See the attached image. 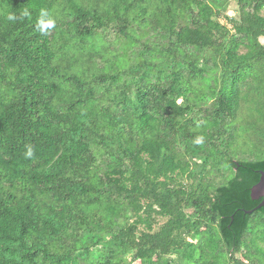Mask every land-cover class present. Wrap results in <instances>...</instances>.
Wrapping results in <instances>:
<instances>
[{
	"label": "trees",
	"instance_id": "16d2710c",
	"mask_svg": "<svg viewBox=\"0 0 264 264\" xmlns=\"http://www.w3.org/2000/svg\"><path fill=\"white\" fill-rule=\"evenodd\" d=\"M228 1L0 0V264H264V206L247 212L264 159L225 157L219 142L239 71L264 68V0H233L244 23L222 86L192 97ZM192 159L202 177L187 189ZM224 161L231 177L204 179ZM154 214L164 225L140 230Z\"/></svg>",
	"mask_w": 264,
	"mask_h": 264
},
{
	"label": "rangeland",
	"instance_id": "374dc122",
	"mask_svg": "<svg viewBox=\"0 0 264 264\" xmlns=\"http://www.w3.org/2000/svg\"><path fill=\"white\" fill-rule=\"evenodd\" d=\"M217 9L213 13V20L217 21L223 26L224 30L212 29L214 45L206 47L200 53V56L206 58L204 59V64L206 72L193 80V93L192 97H201L202 94L208 92L210 89L217 91L220 86H222L223 80L222 75L224 73V67L222 58L224 55V45L226 42L232 38L235 34V27L237 25L243 24L242 11L239 4L236 1L230 0L223 6L214 7ZM248 10V11H247ZM246 11L249 15L252 14V9L248 8ZM264 15V10L260 12ZM148 31V30H147ZM152 34L151 31H148ZM110 33V32H109ZM224 34V37L222 35ZM239 36V35H238ZM145 37L149 38V35ZM110 38L115 39L114 32L110 33ZM145 38L143 37V40ZM260 44H264V37H259L258 40ZM220 49V53L216 49ZM118 46V41H114L112 47ZM247 50L245 46H240L237 50L238 53H244ZM206 65L208 67L206 68ZM240 77L237 83L240 87V100L235 119H227V131L223 134V137L219 142H223V150H225V157H232L237 160H263L264 159V68L258 64H254L251 68H245L239 71ZM230 77L227 81L229 85ZM210 104L209 100L200 102L197 106L200 108L207 107ZM225 140V142H224ZM179 152H183L182 149L177 148ZM192 168L195 169L191 177H184L180 181L184 183L187 189H194L196 183L202 177L199 173L201 170L200 162L192 159ZM196 161V162H195ZM195 162V164H193ZM224 167L222 171H214L205 174V180L219 184L224 179L232 176V171L229 169L227 162L224 161ZM222 166H220L221 168ZM201 175V176H200ZM191 211L190 209L187 212ZM140 215L144 216L141 212ZM136 216L132 214L130 221H134ZM166 217L153 215L150 221H142L138 228L140 230H147L150 232L158 231L162 225H164ZM151 225L148 229L147 226ZM216 226V224H215ZM250 237V235L248 236ZM239 257L243 258L242 255L238 254ZM170 257H174L171 255ZM130 260V258H129ZM134 264V262H131Z\"/></svg>",
	"mask_w": 264,
	"mask_h": 264
},
{
	"label": "clouds",
	"instance_id": "9594fccd",
	"mask_svg": "<svg viewBox=\"0 0 264 264\" xmlns=\"http://www.w3.org/2000/svg\"><path fill=\"white\" fill-rule=\"evenodd\" d=\"M30 15L29 11L25 9L23 13H21V16L26 17ZM8 21L15 22L18 19V16L15 13H10L7 16ZM55 27V21L50 18L49 11L47 9H40L39 17L37 21V28L40 32L46 33L48 30L53 29ZM203 136H198L195 138L194 143L195 144H202L203 143ZM32 149L29 148L26 152V155L31 157L32 156Z\"/></svg>",
	"mask_w": 264,
	"mask_h": 264
},
{
	"label": "water",
	"instance_id": "95a60500",
	"mask_svg": "<svg viewBox=\"0 0 264 264\" xmlns=\"http://www.w3.org/2000/svg\"><path fill=\"white\" fill-rule=\"evenodd\" d=\"M250 196L253 200H260L258 205L247 212H252L264 206V170L260 171V178L256 184L251 187Z\"/></svg>",
	"mask_w": 264,
	"mask_h": 264
}]
</instances>
